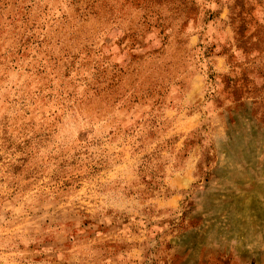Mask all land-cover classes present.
<instances>
[{"label":"rangeland","instance_id":"obj_1","mask_svg":"<svg viewBox=\"0 0 264 264\" xmlns=\"http://www.w3.org/2000/svg\"><path fill=\"white\" fill-rule=\"evenodd\" d=\"M0 264H264V0H0Z\"/></svg>","mask_w":264,"mask_h":264}]
</instances>
